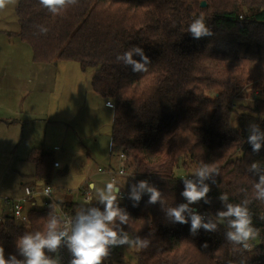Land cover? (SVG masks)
I'll list each match as a JSON object with an SVG mask.
<instances>
[{
	"label": "trees",
	"instance_id": "trees-1",
	"mask_svg": "<svg viewBox=\"0 0 264 264\" xmlns=\"http://www.w3.org/2000/svg\"><path fill=\"white\" fill-rule=\"evenodd\" d=\"M200 15L214 35L196 40L187 28ZM16 16V34L31 47L34 62L68 61L82 71L94 69L92 89L112 105L111 143L125 153L128 171L136 175L117 177L125 180L120 207L130 215L124 229L150 240L147 248H138L136 264H264V202L253 198L258 177L248 172L252 162L264 165V149L256 154L247 144L250 122L264 128V99L256 95L252 108L241 107L238 132L230 126L240 83L256 81L264 94V0H79L59 15L38 0H19ZM132 46L142 47L150 58L148 72L117 63V54ZM26 161L35 166V180L47 185L52 153L34 148ZM202 163H215L220 171L215 184L207 182L211 203L199 202L206 215L223 210L218 199L223 192L235 204L247 190L257 230L253 242H258L250 251L227 243L224 225L216 233L201 229L193 236L190 224H172L160 204L147 205V195L138 207L128 199L131 184L147 180L164 194L166 206L186 203L179 173ZM60 204L72 217L84 206ZM49 205L30 207L22 226L6 217L0 227L6 258H19L17 238L43 230Z\"/></svg>",
	"mask_w": 264,
	"mask_h": 264
},
{
	"label": "rangeland",
	"instance_id": "rangeland-1",
	"mask_svg": "<svg viewBox=\"0 0 264 264\" xmlns=\"http://www.w3.org/2000/svg\"><path fill=\"white\" fill-rule=\"evenodd\" d=\"M18 3L12 0L0 10V197L24 195L16 171L32 172L33 165L25 161L30 150L43 148L49 152L57 146L54 160L60 167L54 169L48 182L55 191L53 198L79 203L81 187L90 189L93 183L102 187L110 180V176L97 171L106 166L113 110L92 89L94 69L82 71L76 62L33 61L31 47L16 34ZM256 95L264 99L258 82L240 83L237 108L230 119L234 131H239L241 107L252 108ZM118 153L114 147L116 169L122 164ZM123 162L129 170L126 156ZM193 171L185 169L179 175H191ZM118 181L124 189L125 180ZM36 201L41 208V198L36 197ZM29 209L26 204L24 213ZM137 251L128 246L114 247L106 264H136Z\"/></svg>",
	"mask_w": 264,
	"mask_h": 264
},
{
	"label": "clouds",
	"instance_id": "clouds-1",
	"mask_svg": "<svg viewBox=\"0 0 264 264\" xmlns=\"http://www.w3.org/2000/svg\"><path fill=\"white\" fill-rule=\"evenodd\" d=\"M11 2L12 0H0V10ZM78 2L79 0H38L39 5L52 15H59ZM38 27L40 33L47 34V28ZM187 33L196 40L214 35L203 15L192 20ZM134 57H139V60ZM116 61L125 67H131L135 73L148 72L151 64L150 58L140 46H132L117 54ZM247 132V144L254 153L259 154L261 149H264V128L258 123L250 122ZM248 172L258 177V181L253 179V198L264 202V165L252 162ZM219 175L220 171L215 163H202L194 169L192 178H183L184 190L181 195L186 203L177 206H166L164 194L147 180L131 184L128 199L133 202V207H138L147 195V205L160 204L166 219L172 224H190V233L193 236L198 235L201 229L216 233L219 226L224 225L226 242L233 247L250 251L257 230L253 227L248 207L251 201L247 198L246 189L245 198L235 204L230 203L229 195L223 192L218 197L223 210H218L214 215L201 214L192 207L201 201L205 204L211 203V187L207 182L215 184V178ZM89 188L91 192L84 206H81L70 220L63 219L57 213L59 206L53 201L49 205L50 212L43 230L25 232L15 241L17 253L21 258L17 255H9L6 258L5 249L0 247V264H61L59 257L53 258L46 253H57L62 247L67 248L71 254L70 264H104L110 249L114 247L147 248L150 244L148 238L130 236L124 229L125 225H129L130 215L126 209L120 207V182L112 178L102 187L93 183ZM204 247L207 248L208 245L205 244Z\"/></svg>",
	"mask_w": 264,
	"mask_h": 264
},
{
	"label": "built area",
	"instance_id": "built-area-1",
	"mask_svg": "<svg viewBox=\"0 0 264 264\" xmlns=\"http://www.w3.org/2000/svg\"><path fill=\"white\" fill-rule=\"evenodd\" d=\"M107 106L110 107L112 105L109 102H107ZM54 150H57V148H55ZM118 159L121 161L122 164L119 166L117 170H113L111 166H109L104 169L99 168L98 172L110 176V180L112 178L117 179V177L136 178V175H132L128 171L127 165L123 164L125 163L123 162L125 160V153L122 150H119ZM59 167H60L59 163L55 162L54 168H59ZM186 177L192 178L191 175L189 174L178 176L179 184L183 186V188H184L183 178H186ZM23 188L25 192V197H22V198L0 197V227L5 223L7 216L14 217L17 223L18 221H21L23 225L27 223L28 222L27 212L24 213V207L27 203H30L31 207L36 206V204L32 203L36 197L43 198L42 207L47 204H51L53 201H55L59 206L57 209V212L59 213V215L65 220H70L72 218V216H70L63 210L60 202H57L56 200H54L53 194L55 191L50 185L47 184L42 189L34 188L33 186H30V185H27V186L25 185L23 186ZM79 191L85 202L91 190L81 188ZM124 198L125 196H124L123 190L121 189V200H124ZM192 207H194L199 213L206 215V213L202 209V206L199 203L192 205ZM64 249H66V252ZM67 251L68 250L65 247L59 250V258L61 259V264H70L71 254L68 251L69 253L68 255Z\"/></svg>",
	"mask_w": 264,
	"mask_h": 264
},
{
	"label": "crops",
	"instance_id": "crops-1",
	"mask_svg": "<svg viewBox=\"0 0 264 264\" xmlns=\"http://www.w3.org/2000/svg\"><path fill=\"white\" fill-rule=\"evenodd\" d=\"M106 107H109V106H107V104H106ZM110 108V107H109ZM55 148H57V150H54ZM34 149V148H33ZM31 151V150H30ZM57 151H59V147H57V146H54L53 148H52V150H50L49 152H51L52 153V155H53V157H54V155H55V153L57 152ZM29 153V152H28ZM113 154H114V147L112 146V143H111V137H110V142H109V144L107 145V154H106V160H105V163H106V168L107 167H109V166H111V168L113 169V170H117L118 168H119V166H120V164H119V166H118V168L116 169V168H114V165H113ZM28 155V154H27ZM25 161H26V159H25ZM27 162V161H26ZM56 162V161H55ZM29 163V162H28ZM58 163V162H57ZM33 165V164H32ZM33 169H32V172H26V174L25 173H23L22 171H20V170H17L16 171V175H17V177H19V184H20V186L22 187V191L24 192V188H23V186H27V185H30V186H33L34 188H39V189H42L46 184L44 183L43 184V182H37L36 180H35V166L33 165ZM104 167V168H105ZM54 169H58V168H54ZM99 169V168H98ZM53 172H54V170H53ZM98 172V171H97ZM53 175V174H52ZM106 175V174H105ZM34 184H36L35 186H34ZM50 185V184H49ZM82 188V187H81ZM89 188V187H88ZM80 195H81V193H80ZM82 196V195H81ZM22 197H25V192H24V195L23 196H21V197H18V198H22ZM14 198H16V197H14ZM41 198V201H43V198L42 197H40ZM64 201H71V202H74V201H72V200H66V198H64V199H61L59 202H64ZM33 204H36V206H34V207H37V201H36V198L33 200V202H32ZM74 203H77V202H74ZM83 204L84 203V200H83V197H82V202H79V203H77V204ZM27 204H29V206H30V203H27ZM31 207V206H30ZM48 254V253H47ZM54 254L55 253H52L51 254V256L54 258Z\"/></svg>",
	"mask_w": 264,
	"mask_h": 264
},
{
	"label": "water",
	"instance_id": "water-1",
	"mask_svg": "<svg viewBox=\"0 0 264 264\" xmlns=\"http://www.w3.org/2000/svg\"><path fill=\"white\" fill-rule=\"evenodd\" d=\"M201 6H202V7H205V6H206V3H205V2H202V3H201ZM67 170H68V169L66 168L65 171H67ZM17 224H18V226H22V225H23V223H22L21 221H18ZM56 257H59V251H58L57 253L54 254V258H56Z\"/></svg>",
	"mask_w": 264,
	"mask_h": 264
}]
</instances>
